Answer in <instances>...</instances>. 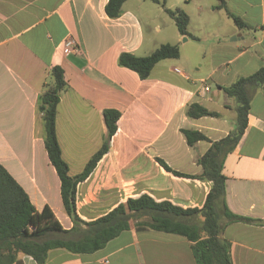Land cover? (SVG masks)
I'll return each instance as SVG.
<instances>
[{
  "label": "crops",
  "instance_id": "0c3cea01",
  "mask_svg": "<svg viewBox=\"0 0 264 264\" xmlns=\"http://www.w3.org/2000/svg\"><path fill=\"white\" fill-rule=\"evenodd\" d=\"M147 1L161 7L160 12ZM158 2L126 0L112 19L105 13L108 0H0V165L35 209L48 206L64 229L72 223L61 202L60 182L44 148L36 109L52 67L62 69L67 84L60 93L55 127L70 176L80 173L100 149L105 135L102 112H120L110 150L76 189L77 213L91 221L141 194L182 208H201L210 183L176 177L156 160L173 171L199 175L197 160L211 143L189 146L181 130L200 132L211 142L226 137L235 113L233 101L220 87L264 65V0ZM166 9L186 13L191 37L178 33ZM208 12L219 13L233 26L213 29ZM227 13L251 29L237 28ZM67 37L78 42V52H64ZM188 42L204 50L202 57L193 55L196 69L178 60L180 49L177 59L159 62L144 80L118 65L123 52L143 57L162 44ZM192 104L218 116L189 118L186 110ZM222 173L228 209L262 222L225 227L222 237L230 244L232 263L264 264V91L253 95L246 128L225 157ZM19 257L22 264H36L30 257ZM46 264L196 263L185 238L131 229L93 254L52 250Z\"/></svg>",
  "mask_w": 264,
  "mask_h": 264
},
{
  "label": "trees",
  "instance_id": "16d2710c",
  "mask_svg": "<svg viewBox=\"0 0 264 264\" xmlns=\"http://www.w3.org/2000/svg\"><path fill=\"white\" fill-rule=\"evenodd\" d=\"M126 0H108L105 13L117 18ZM159 4L158 0H150ZM163 5V3H162ZM223 3L219 8H223ZM178 33L191 37L187 32L188 16L181 9H166ZM227 15L239 29H251L238 17ZM176 44H162L147 56L138 57L123 52L118 65L134 72L139 79L150 76L156 64L163 60L177 59ZM63 71L59 66L48 72V81L38 95L36 109L42 125V139L49 163L60 182V198L72 223L64 229L48 206L36 210L19 184L0 165V264H22L19 256L30 257L36 264H46L52 250L61 249L72 254H93L103 249L121 232L131 229H149L185 238L196 264H233L230 244L223 239L225 227L232 223L259 225L262 222L232 213L225 200L223 161L238 144L247 125V115L253 95L264 91V65L253 74L237 77L229 86L220 87L233 101L235 122L228 135L211 142L197 131L181 130L189 146L199 141L210 142L209 149L197 160L199 175H186L169 168L162 160L159 165L176 177L200 179L210 183V189L201 208H182L170 201H157L148 194L128 197L107 213L85 221L77 213L76 189L85 181L98 162L110 150L111 138L117 130L120 112L109 109L102 112L105 135L100 149L92 155L80 173L68 174V165L61 157L56 136V113L60 93L66 89ZM189 118L217 117L216 112L192 104L186 110Z\"/></svg>",
  "mask_w": 264,
  "mask_h": 264
},
{
  "label": "rangeland",
  "instance_id": "374dc122",
  "mask_svg": "<svg viewBox=\"0 0 264 264\" xmlns=\"http://www.w3.org/2000/svg\"><path fill=\"white\" fill-rule=\"evenodd\" d=\"M146 4L150 5L152 7V9L156 10V11H159L161 8V7H158L157 5H154L153 3L149 2V1H147ZM207 16H208V21L213 24V29H218V30L220 29V30L226 31L228 29V25L233 26L231 21H228L227 19L222 17V15H219V13L208 12V14H206V17ZM164 18H167L166 15H164ZM198 24H199L198 21L193 22V25H195V26H197ZM207 32H210V31L206 30L205 37L209 38ZM178 47L180 49V57L178 60H181L185 63H188L189 69H193V68L196 69L197 66H195V65H198V63H195V60H194L195 58H193V55L195 56V54L199 53L198 57L199 56L202 57L204 50L200 49L199 51H197L195 49V48H197V45H195V43H193V42L180 44V46H178ZM191 58H193V59L191 60ZM212 89H215V86H212Z\"/></svg>",
  "mask_w": 264,
  "mask_h": 264
},
{
  "label": "built area",
  "instance_id": "2783aa9c",
  "mask_svg": "<svg viewBox=\"0 0 264 264\" xmlns=\"http://www.w3.org/2000/svg\"><path fill=\"white\" fill-rule=\"evenodd\" d=\"M63 49H64V52L66 54H68V53H76V52L79 51L78 42L74 38H72V37H67L63 41ZM174 71L176 73H179V70L178 69H175ZM204 89H205V91L208 90L207 87H205Z\"/></svg>",
  "mask_w": 264,
  "mask_h": 264
},
{
  "label": "water",
  "instance_id": "95a60500",
  "mask_svg": "<svg viewBox=\"0 0 264 264\" xmlns=\"http://www.w3.org/2000/svg\"><path fill=\"white\" fill-rule=\"evenodd\" d=\"M187 38H184V41H186Z\"/></svg>",
  "mask_w": 264,
  "mask_h": 264
}]
</instances>
